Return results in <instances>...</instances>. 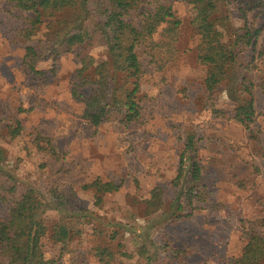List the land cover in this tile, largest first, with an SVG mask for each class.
Here are the masks:
<instances>
[{
	"label": "rangeland",
	"instance_id": "374dc122",
	"mask_svg": "<svg viewBox=\"0 0 264 264\" xmlns=\"http://www.w3.org/2000/svg\"><path fill=\"white\" fill-rule=\"evenodd\" d=\"M171 1L181 21L171 46L140 43L135 48L141 67L135 93L139 120L124 125L117 114L92 126L82 117V103L70 95L79 49L38 62L44 74H33L23 61L24 48L46 34L48 20L32 41H25L19 29L32 14L0 0V174L8 172L45 199L43 251L58 264H230L245 244V222L264 216V0L248 12L249 23L260 29L257 42L242 49L234 68L238 84L251 83L256 116L249 129L232 118L244 97L240 92L230 97L222 85L213 97L222 114L211 108L190 8L186 0ZM240 1L226 5L229 28L242 25ZM93 54L98 61L106 58L102 47ZM89 91L90 86L83 89ZM16 121L22 129L12 137L8 127ZM185 130L195 135L204 194L194 199L190 217L170 221L169 181ZM36 134L50 139L56 156L35 148ZM94 179L111 181L118 189L97 193L83 187ZM156 184L165 188L163 213L145 216L144 200ZM53 193L65 196L78 218L65 245L49 238L65 216L52 208ZM6 215L7 205L0 203V218Z\"/></svg>",
	"mask_w": 264,
	"mask_h": 264
},
{
	"label": "trees",
	"instance_id": "16d2710c",
	"mask_svg": "<svg viewBox=\"0 0 264 264\" xmlns=\"http://www.w3.org/2000/svg\"><path fill=\"white\" fill-rule=\"evenodd\" d=\"M8 1L14 8L32 14L25 18L24 27L19 29V35L25 41H32L48 20L44 27L46 34L36 40V44L24 48L23 61L33 74H44L36 68L38 62L53 60L78 48V67L72 77L70 95L82 103V117L92 126L112 121L117 114L121 115L119 122L124 125L139 120L140 106L135 93L141 67L135 48L140 43L152 48L158 43L168 48L171 46L181 23L171 0ZM234 1L186 0L190 8L189 24L199 37L196 59L205 67L203 86L211 108L216 114H222L213 104L214 94L222 85L227 89L224 93L230 97L235 90V93L240 92L244 97L235 105L232 118L249 129L256 116L251 83L242 81L238 84L234 68L242 49L254 46L260 35V29L249 23L248 12L255 9L261 0L240 1L238 12L242 25L237 29L229 28L230 16L226 13V5ZM143 4L149 7L143 8ZM155 35L161 39H155ZM101 47L106 51V58L98 61L93 52ZM149 53L153 58V53ZM118 74H121V80L116 79ZM237 85L238 89L235 88ZM87 86H90V91L86 94L83 89ZM8 128L12 137L19 135L22 129L18 121L14 127ZM182 133L184 137L177 168L169 181L172 188L169 203L174 206L170 221L190 217L195 209L194 199L200 201L204 194L201 169L195 160V135L191 130ZM33 143L38 151L56 156L49 138L36 134ZM83 187L97 193H111L118 189L111 181L99 179ZM51 197L56 203L52 208L65 212V216L52 226L49 238L54 244L65 245L78 219L77 214L72 212L65 196L53 193ZM100 199L97 196V200ZM0 203L7 205L6 217L0 218V264H58L55 258L46 257L43 251L42 240L48 232L41 219L46 206L43 196L29 185H18L16 178L8 172H1ZM144 203L145 216L163 213L165 188L160 184L154 185ZM245 224V244L230 264L264 263V216Z\"/></svg>",
	"mask_w": 264,
	"mask_h": 264
}]
</instances>
